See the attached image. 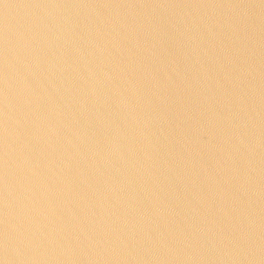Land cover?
<instances>
[{
  "label": "water",
  "instance_id": "1",
  "mask_svg": "<svg viewBox=\"0 0 264 264\" xmlns=\"http://www.w3.org/2000/svg\"><path fill=\"white\" fill-rule=\"evenodd\" d=\"M0 264H264V0H0Z\"/></svg>",
  "mask_w": 264,
  "mask_h": 264
}]
</instances>
